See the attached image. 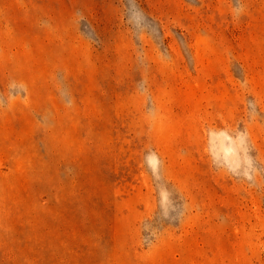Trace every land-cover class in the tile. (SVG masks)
<instances>
[{
	"label": "rangeland",
	"instance_id": "obj_1",
	"mask_svg": "<svg viewBox=\"0 0 264 264\" xmlns=\"http://www.w3.org/2000/svg\"><path fill=\"white\" fill-rule=\"evenodd\" d=\"M0 264H264V0H0Z\"/></svg>",
	"mask_w": 264,
	"mask_h": 264
}]
</instances>
